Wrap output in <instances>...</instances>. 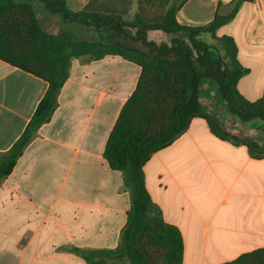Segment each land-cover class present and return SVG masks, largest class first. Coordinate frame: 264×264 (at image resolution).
I'll use <instances>...</instances> for the list:
<instances>
[{
    "label": "crops",
    "instance_id": "crops-1",
    "mask_svg": "<svg viewBox=\"0 0 264 264\" xmlns=\"http://www.w3.org/2000/svg\"><path fill=\"white\" fill-rule=\"evenodd\" d=\"M64 1L77 12L89 0ZM236 1L187 0L176 21L182 27L203 26L215 14L229 13ZM41 15L59 27L57 19ZM66 26L78 25L61 23L59 30L43 25L51 32ZM222 36L233 39L237 61L248 71L237 82V91L249 102L258 101L264 92V0L243 2L235 17L215 32V38ZM173 37L147 33L159 43ZM240 54L257 61L243 64ZM139 75L140 67L120 57L70 60L51 119L0 182V264H86L71 249L118 246L130 190L123 174L109 168L103 152ZM46 88L43 80L0 61V153L20 137ZM217 91L214 83L203 84V113L240 143L218 138L206 119L194 118L142 168L151 202L163 221L180 232L183 264H225L264 248V156H252L245 144L264 142L262 122L239 121Z\"/></svg>",
    "mask_w": 264,
    "mask_h": 264
},
{
    "label": "trees",
    "instance_id": "trees-1",
    "mask_svg": "<svg viewBox=\"0 0 264 264\" xmlns=\"http://www.w3.org/2000/svg\"><path fill=\"white\" fill-rule=\"evenodd\" d=\"M34 0H0V61L31 74L47 84L33 115L20 137L0 153V182L12 172L17 160L42 125L49 122L59 91L68 77L70 60L120 57L140 67L136 87L122 106L106 140L103 157L109 168L121 172L130 190V209L118 246L113 250L71 249L86 264H106L124 259L128 264H183L179 230L163 221L146 192L142 168L156 152L171 145L194 118L208 121L222 140L240 143L201 108V89L209 81L217 85L220 102L241 122L259 120L264 134V92L256 102L237 91L247 74L237 61L231 37L215 38L243 2L237 0L226 15L215 14L199 27H182L176 12L187 0H135L138 10L125 19L133 0H89L80 12H72L64 0H38L43 11L59 22L89 27L107 42L70 41L72 33L46 30L33 10ZM159 31L174 37L169 43L148 40ZM208 34L217 48L200 39ZM252 156H264V142L246 141ZM225 264H264V248Z\"/></svg>",
    "mask_w": 264,
    "mask_h": 264
},
{
    "label": "rangeland",
    "instance_id": "rangeland-1",
    "mask_svg": "<svg viewBox=\"0 0 264 264\" xmlns=\"http://www.w3.org/2000/svg\"><path fill=\"white\" fill-rule=\"evenodd\" d=\"M14 1H20V0H14ZM33 10L35 11V13L39 14V17H41V20H42V24L45 25L46 28H49L48 30H50V29L55 30L56 27H58V22H55L53 20V18L52 19L51 18H46V17H43L41 15L42 13H45V11H43V6H42V3L40 1H38V0H34L33 1ZM137 10H138V5H137L136 1L133 0L131 6L128 8V12L123 15L124 18L125 19H131L134 16V14L136 13ZM80 11H77V12H80ZM60 24H59V27L57 28V30L61 29ZM62 29H64V27ZM65 29H66L65 30L66 32L72 33L71 36H70V41L71 42L77 41V40H81V39L91 40L92 38H94L93 40H100V41H103V42H107L109 40V38H104L100 32H97V31H95V30H93L91 28H90L91 30H89L88 33L85 31L83 26L80 27L79 25L78 26H71V27L66 26ZM201 39L204 42H212V45L215 48L218 49L220 55H223V51L220 49L219 44L217 43V41L215 39H213V38L211 39L209 35H203V36H201ZM151 41H152V39H151ZM154 42H156V41H154ZM156 43H159V42H156ZM239 59H240V61L243 64L254 63L255 61H257L256 58L247 59L242 54L239 55ZM214 85L217 88V85L216 84H214ZM205 95H206L205 92H203L201 94L202 97H204ZM255 121L257 123H259L258 120H255ZM262 136L264 137V134ZM112 264H128V263H127L126 260H122V261L121 260H117V262H113L112 261Z\"/></svg>",
    "mask_w": 264,
    "mask_h": 264
}]
</instances>
